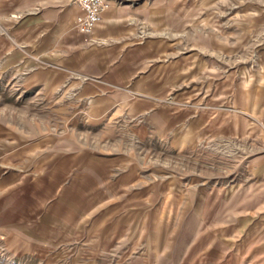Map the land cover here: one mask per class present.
<instances>
[{"label": "rangeland", "instance_id": "374dc122", "mask_svg": "<svg viewBox=\"0 0 264 264\" xmlns=\"http://www.w3.org/2000/svg\"><path fill=\"white\" fill-rule=\"evenodd\" d=\"M112 2L125 86L0 69V264H264V0Z\"/></svg>", "mask_w": 264, "mask_h": 264}, {"label": "crops", "instance_id": "0c3cea01", "mask_svg": "<svg viewBox=\"0 0 264 264\" xmlns=\"http://www.w3.org/2000/svg\"><path fill=\"white\" fill-rule=\"evenodd\" d=\"M112 4V8L103 13V21L92 35H84L77 29L76 17L81 10L76 0H1L0 5L8 9V15L1 17L0 69H5L3 71L6 76L10 74L11 77L18 78L21 76L19 71L22 69L23 72L29 66L27 70L32 73L26 74L35 75L36 72L38 82L32 81L26 88L37 86L40 92L57 93L69 88L72 92L76 90L78 94V84L76 79H72L76 74L97 78L94 81L98 84L88 82L86 86L84 95L89 100L108 95L109 87L125 86L128 83L124 74L119 77L117 84L109 80V74L125 62L126 51L125 34L122 31L114 33L112 28L127 23L125 20L128 18L130 22L137 11L132 8L122 10L116 2ZM125 14L127 17H124ZM128 32L127 30V35ZM92 41L95 44L102 42L99 44L102 47L99 48L104 54L94 55ZM137 45L140 51H146L144 44ZM145 56L144 52V55H140V60H137L140 68L139 75L136 76L137 84H144L149 80L142 79L144 76L140 75L150 60ZM0 158L5 166L4 159L9 158L4 152H0ZM47 163L50 165V161ZM44 164L46 165V161Z\"/></svg>", "mask_w": 264, "mask_h": 264}, {"label": "built area", "instance_id": "2783aa9c", "mask_svg": "<svg viewBox=\"0 0 264 264\" xmlns=\"http://www.w3.org/2000/svg\"><path fill=\"white\" fill-rule=\"evenodd\" d=\"M81 13L76 17L79 33L92 35L103 21V13L112 7L111 0H76Z\"/></svg>", "mask_w": 264, "mask_h": 264}]
</instances>
